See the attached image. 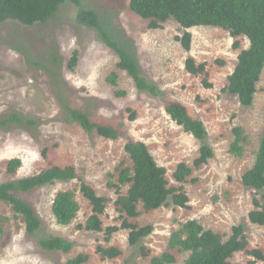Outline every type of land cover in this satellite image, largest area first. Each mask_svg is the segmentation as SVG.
Here are the masks:
<instances>
[{"label": "rangeland", "instance_id": "374dc122", "mask_svg": "<svg viewBox=\"0 0 264 264\" xmlns=\"http://www.w3.org/2000/svg\"><path fill=\"white\" fill-rule=\"evenodd\" d=\"M81 8L97 12L103 21L123 30L156 94L139 90L133 79L118 68V54L95 29L78 22ZM150 23L131 10L130 0H91L80 7L61 5L47 23L0 24V184L53 167L73 166L106 199V210L100 217L102 230L90 231L86 223L93 214L92 206L80 192L78 181L48 184L21 194L41 220V229L35 234L28 233L24 220L10 205L0 202L4 218L0 264H67L80 254L89 256L86 264H152L165 253L175 257V264H184L190 254L172 250L170 240L190 220L219 234L223 241L230 238L235 226H243L248 246L232 260L237 264H264V226L253 224L249 217L255 210V198L261 195L242 182L255 164L264 132V70L253 105L243 107L238 96L226 89L240 53L250 46L247 38L231 37L228 31L215 27L184 29L172 20L160 29H151ZM185 32L192 34L190 52L178 40ZM75 53L78 61L71 70ZM188 57H193L197 65L205 64V73L190 74L186 69ZM113 73L118 75L117 86L107 80ZM204 81L211 88H206ZM61 88L94 121L121 127L136 141L144 142L158 165L166 169L168 187L188 196V207L170 202L146 211L140 203L136 218L121 212L116 201L127 195L130 185L118 192L108 184H119L116 169L122 162L132 167L125 139L88 134L69 120L59 102ZM171 102L187 106L203 122L208 133L205 143L215 155L207 164L195 167L203 143L166 113L165 105ZM11 116L32 124L4 125L2 121ZM237 127L246 137L240 157L230 152ZM14 159H20L23 165L12 175L8 165ZM182 163L192 173L184 183H178L173 176ZM68 190L75 192L81 209L70 225L61 226L52 206L56 195ZM125 222L137 228L151 225L153 233L132 246L131 229L123 227ZM111 227L118 230L109 235ZM50 237L74 242L72 251L42 248L40 240ZM111 249L119 254L109 257L102 253ZM255 250L263 258L249 253Z\"/></svg>", "mask_w": 264, "mask_h": 264}, {"label": "trees", "instance_id": "16d2710c", "mask_svg": "<svg viewBox=\"0 0 264 264\" xmlns=\"http://www.w3.org/2000/svg\"><path fill=\"white\" fill-rule=\"evenodd\" d=\"M89 1L91 0H0V24L8 21H16L24 26L47 23L56 15L61 5L72 3L80 7ZM130 8L141 18L150 20L151 29H160L163 23L172 20L184 29L215 27L228 31L231 37L247 38L250 46L240 53L237 66L229 77L226 91L238 96L243 107L249 108L253 105L257 84L264 70V0H130ZM77 20L81 25L95 29L102 41L118 54V68L133 79L139 90L156 94V87L148 82L141 71L132 42L120 27L109 23L110 21H103L97 12L85 8H81ZM178 40L186 52L191 51L190 32H185L182 37H178ZM235 47H238V43ZM54 61L58 63L59 59L54 57ZM77 61L78 54L75 53L70 63L71 70H74ZM186 69L190 74L198 75L205 73L206 65H197L193 57H188ZM107 80L117 86V73L111 74ZM204 84L206 88H211L207 81H204ZM119 94L123 95V93ZM59 102L69 120L79 124L88 134L96 133L109 140L125 139V151L132 161V167L122 162L116 169L119 173V184L111 181L108 184L118 192L123 186L130 185L127 195L120 196L116 201V206L121 212L136 218L140 214L137 211L140 203L146 211L160 209L170 202L179 207H188V196L168 187L166 169L158 165L144 142L136 141L121 127L94 121L84 109L76 106L64 94L62 88L59 89ZM165 110L186 133L202 141L200 156L194 162L195 167L199 168L213 159L214 151L205 143L208 133L203 122L196 118L187 106L178 102L166 103ZM2 123L32 124L18 116L6 118ZM234 135L235 141L230 152L240 157L246 140L244 130L237 127ZM22 165L20 159H14L8 165V172L14 175ZM191 173L192 169L182 163L177 167L173 177L178 183H184ZM109 177L113 178V175L110 174ZM72 181H78L80 192L92 206L93 214L86 223V229L101 231L100 217L105 213L106 199L100 196L73 166L53 167L34 176L0 184V202L10 205L16 216L24 220L28 233L35 234L41 229V220L35 208L25 201L21 194H28L48 184ZM242 182L245 187L254 189L261 195L260 199L255 198V210L249 217L253 224L264 226V132L256 153L255 164L244 174ZM80 209L75 192L71 190L58 193L52 206L54 217L61 226L70 225L77 218ZM3 222L4 218L0 211V236L4 233ZM123 227L131 229L129 242L132 246L138 245L153 233L151 225L137 228L136 225L125 222ZM117 230V227H111L108 233L111 235ZM40 245L48 251L70 253L74 242L62 237H50L40 240ZM247 246L248 240L243 226H235L230 238L223 241L219 234L205 230L197 220L183 223L170 240L172 250L190 254L184 264H237L232 258L235 254L245 251ZM102 253L109 257L119 254L115 249L104 250ZM249 253L263 258L258 250ZM88 261V255L80 254L67 264H86ZM175 263V257L170 253H165L152 261V264Z\"/></svg>", "mask_w": 264, "mask_h": 264}]
</instances>
